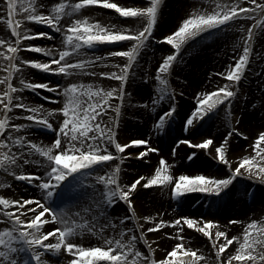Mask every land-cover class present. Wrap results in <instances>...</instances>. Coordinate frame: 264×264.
Listing matches in <instances>:
<instances>
[{
  "label": "snow or ice",
  "instance_id": "6c2138e0",
  "mask_svg": "<svg viewBox=\"0 0 264 264\" xmlns=\"http://www.w3.org/2000/svg\"><path fill=\"white\" fill-rule=\"evenodd\" d=\"M103 5L108 9H115L123 17H133L137 20L146 19V26L138 32L116 30L117 25L112 24L105 26L100 22L91 23L88 18L74 19L73 23L62 22V17H73L81 10H87L86 6ZM162 0H150L149 6H122L110 0H0V22H4L10 35L5 37L0 34V57L3 63L0 68L6 73L0 78V84L6 85L7 90H0V174L10 173L18 180H23L29 184H34L41 190L39 197H21L20 199H9L0 195V264H50L49 256L58 255L63 248L72 254L75 259L70 264H197V261L203 257L198 255L196 250L185 248L183 243L176 244L171 251L167 253L166 258L156 259L154 256L145 255L139 249L140 239L144 244L151 248L144 232L141 231L137 236L134 229L139 227L144 229L143 224H133L132 227L126 225L130 219L128 215L107 220L109 209L119 201L127 203L129 208L133 206L132 192L144 176L137 177L132 183L122 186L119 182L121 164L124 156L119 155L121 164L115 165V170L109 169L107 162L114 161L118 154H125V149L130 145L146 146L138 153L128 152L127 156L136 155L140 158L146 156L149 152H158L159 149L150 146L149 140L144 138L130 139L122 143L117 139L115 129L119 125V117L122 107L125 103V92L123 86L119 89L105 91L103 88L93 90L92 84H85L83 81L70 82L66 86L52 84L51 82L33 83L29 78L31 73L28 72V66L34 69L44 70L46 72L62 74L65 77L78 76L85 73V69L94 65L95 61H105V57L95 56L89 59L72 60V55H83L85 48H95L98 44L124 42L134 40L131 48L121 51H109L106 56H123L128 58V62L123 65L117 64L118 71L100 72L103 77L114 78L126 85L134 63L138 60L141 49L149 46V40L153 37L154 29L157 25V17L161 9ZM254 5L255 7H251ZM218 11L210 14H195L183 20L182 25L174 33L164 36L162 39L167 44L174 46L175 51L163 58L156 70V80L159 81L157 96L152 99L153 106L162 101L171 100L172 95L168 88V79L165 74H170L174 61L180 58L182 43H186L185 34L189 29L191 37L210 29L229 26L230 22L242 19H252L255 17L250 13L257 11L264 13V2L261 0H250L248 6H229L228 3L223 5L217 4ZM50 9V10H48ZM26 22H38L49 26L55 33H61L62 48L57 45L43 47L40 45L27 43L35 37H49L55 39L52 32L34 31ZM241 30L244 26L240 25ZM264 31V19L255 20L247 29V41L243 47V53L232 69L227 72V79L239 82L245 76L248 67L249 58L252 53L250 42L253 39V29ZM66 29V30H65ZM57 51H53V49ZM34 50L38 53H44L51 59L42 61L40 59L27 58L21 53L23 50ZM107 62V61H105ZM55 65V67H53ZM91 75H96L92 72ZM223 75V73H222ZM13 77L18 78V85L14 84ZM25 89L36 91L46 89L49 92H57L65 97L63 107L60 109H46L43 104L33 105L29 102L28 97L22 93ZM87 97V100L84 97ZM236 96V92L229 86L219 87L213 92L204 95L198 100L196 109L186 118L184 129L189 130V126L194 124V118L199 117L202 121L208 112L215 109L218 104L228 101ZM98 97V98H97ZM215 97V100H213ZM113 98L119 99V104H113ZM46 100L53 97L45 96ZM147 106V101L144 102ZM207 108V110H206ZM15 109L25 111L17 112ZM108 109H113L115 123L109 126L103 120V115L107 114ZM62 112L63 120L58 129L50 122V117L55 113ZM176 112L175 105H171L158 115L155 121V127L158 131H165L170 124ZM28 120L40 124L49 130L55 131L56 137L50 145L42 146L29 138L30 133L28 123L16 122L19 120ZM232 133H229L231 136ZM67 138V147L63 139ZM177 143H186L193 148L208 149L213 145L212 137L204 139L200 143H193L190 139L178 141ZM228 141L225 140L216 146L218 158L229 168L232 164L229 161L228 150L226 148ZM114 146V150H113ZM256 156H245L239 166L234 168L232 175L225 178L212 177L207 174H181L175 179L170 172L168 161L161 157L159 167L155 169L154 175L147 179L144 187L161 186L165 184L174 185L172 188L173 196L179 201L186 193L201 192L213 194L216 197L228 195L230 186L234 185L237 177L245 172L249 176L264 179V163H253L257 157L264 161V131L260 132L255 142ZM197 156L192 152L189 159ZM37 165L42 168L43 175L39 171H26L25 166ZM258 171H253V169ZM98 169H109L101 174ZM242 169L244 170L242 172ZM19 170V171H17ZM95 180H89L90 177ZM103 184V191L98 192L99 199L93 201L94 207L84 209L85 212L92 213V220L99 223L101 219L107 220L97 232L105 241V246H83L80 243L73 242L70 238L78 232L83 233L85 230H95V224L85 219L78 223L75 219H70L66 209H54L49 201L61 192H76L82 185ZM4 183L0 182V188ZM27 206V207H26ZM135 215V209H132ZM17 213H20L19 215ZM30 213L31 219H23L24 214ZM49 213L51 221L61 225L49 231L44 226L49 222L45 214ZM77 216L80 213H76ZM144 220H153L152 216L143 217ZM218 222L205 221L200 225L197 218L178 217L172 221L160 220L147 231L161 229L165 224L177 226L178 231H183L182 224H187L189 228L197 229L215 240L224 237L226 242L218 246L217 256L219 264H233V259L238 262L248 260L252 264L257 261L264 262V254L255 250L257 241L249 242V232H245L244 242L240 245L235 256H225V250L233 243L237 237L228 238L226 232L217 231L213 237V224ZM256 222L253 221L249 226L255 228ZM119 227V232L115 236H107L105 229L111 228L115 231ZM258 232H264V229H257ZM128 233H133L130 238H126ZM50 237H54L56 242H51ZM118 237V238H117ZM181 241L184 237H180ZM183 249L185 259L177 257L178 252ZM25 254L21 256V254Z\"/></svg>",
  "mask_w": 264,
  "mask_h": 264
},
{
  "label": "rangeland",
  "instance_id": "374dc122",
  "mask_svg": "<svg viewBox=\"0 0 264 264\" xmlns=\"http://www.w3.org/2000/svg\"><path fill=\"white\" fill-rule=\"evenodd\" d=\"M6 2V0H5ZM75 2V0L73 1ZM130 3L128 6H134V7H141V6H149L150 0H128ZM165 0H162V5ZM261 2H264V0H261ZM224 3H228L229 6H248L250 5V0H176L174 4V9H179L182 6H186L188 14L187 16H182V19H187L192 15L195 14H203L208 13L210 14L213 11H218L219 9L216 7L217 4L223 5ZM161 5V7H162ZM251 7H255L254 5H251ZM170 8V7H166ZM87 9V8H86ZM170 10V9H169ZM85 11V10H81ZM111 11V12H110ZM164 11H159L157 22L160 20V17L162 16ZM3 14V13H2ZM107 14H111L112 21L117 23H127L128 21L135 24L136 28L135 31H139V29L142 30L143 26H146V19L144 20H137L133 17H123L118 12H115V9L111 10L108 9L106 12ZM250 15L255 17V20H261L264 19V13H261L259 11L255 13H250ZM64 17H62L63 21ZM255 20L252 19H242L237 18V20L230 22L229 26L227 27H220L218 29H210L206 32L200 33L199 35L195 37H191V32L195 31L194 29L192 31H189L185 35L187 37H190L187 39L186 43H182L181 46V54L180 58L177 61H174L173 67L170 70V74H165L168 79V88L172 95L171 100H165L160 102L159 104L153 106L151 101L152 99H155L157 96V88L159 86V81L156 80V70L159 67L160 63L162 62L163 58L162 56L155 55V50L157 51L159 48H165L168 50V52L171 54L175 51L174 46L165 44L166 42L163 41V37L166 35L172 34L171 32H167L165 30L159 32L158 29H161V27H158L154 29L153 37L149 40V46L146 48L141 49V54L138 58V60L134 63V66L131 70V73L134 72L133 76V83L136 85V89H138L139 94H136V97H140V95H145L147 97V105H148V116L149 119L147 124L144 125L145 128V134H149L152 132V130L155 127V121L158 118V115L161 114L164 110L169 108L171 105H175L176 112L170 122V124L167 126L171 128L172 130L175 128H180L181 122L184 118L187 117V115L191 114L196 107L198 106V100L203 98L204 95H206L209 92L215 91L219 87L229 86L231 90L236 92V96L231 99V104H229L228 101H224L221 104H218L215 109H212L208 112V115L204 118L205 124L203 127V130L201 132L195 133L194 136H205L206 138L211 137L212 135H219L222 137L223 142L225 140L228 141L226 148L228 150V156H231L233 154H241L245 155L248 152H253L251 154L252 156H256V149H255V142L260 132L264 131V31H261L260 29H253V39L250 42V47L252 48V53L249 58L248 67L245 72V76L242 78V80L239 82V86L237 88V82L231 81L227 79V72L232 69V66L237 62L240 55L243 53V47L247 41V29L255 22ZM3 26H0V34H4L5 37L7 35H10V30L7 29V26L4 22ZM29 23L30 26H32V22H26ZM240 25H243L244 28L241 30ZM66 30V29H65ZM131 31V32H134ZM178 30V29H177ZM44 32H47L45 30H42ZM176 30H172L174 33ZM54 34V33H53ZM56 34V33H55ZM55 39H57L58 35L56 34ZM55 39L49 38L44 41H39L37 43H34V41H27V43L32 44H40V45H49L52 44ZM63 39V38H62ZM54 40V41H53ZM130 46L135 43L134 40L129 41ZM119 44V43H117ZM118 46L116 44L110 45L109 47H100L97 51H87L88 54H91V57L99 56L98 54H103L102 51H117ZM23 51H28V49H25ZM35 54V53H34ZM90 57V58H91ZM107 56H105L106 59ZM116 56H108L107 59H113ZM159 58V59H158ZM95 62H100L95 61ZM3 63V58L0 57V64ZM3 68H0V78L6 75V73H2ZM223 73V75H222ZM14 77L13 81L14 82ZM15 83V82H14ZM18 85V84H17ZM127 85V84H126ZM126 85H123V88L125 90ZM134 88V89H135ZM0 90H7V86L0 84ZM141 91V92H140ZM35 93H29V96L34 98L35 100H39L37 96H35ZM52 96V95H51ZM54 98V96H52ZM213 100H215V97H213ZM116 104H119V101L116 102ZM17 110V109H15ZM14 110V111H15ZM207 110V108H206ZM1 115H3L1 113ZM179 121V122H178ZM240 126L239 129H237V126ZM238 132V134L236 133ZM35 134H44L49 137H54L55 132L53 131H43V130H34ZM229 133H232L231 136H229ZM145 134H141L140 136L136 135L137 138H143L146 136ZM185 139H189L187 136H180L177 139L178 141H182ZM178 144H184L185 146L191 148L186 143H178ZM67 145V141L65 143ZM146 146L142 147L145 148ZM155 148H158V152L153 153H167L170 150V143L167 145L157 144L154 146ZM141 149V150H142ZM202 151L206 152V149H202ZM132 152V151H127ZM162 155V154H161ZM125 158H128L127 155ZM130 160V159H128ZM217 161V162H216ZM241 160H236L232 165L231 168H229L227 165H225L222 161L215 159L212 161H204L202 163L201 170L199 172H193L192 175L197 174H207L209 176L215 177L214 174L216 172H219L220 170L224 169L228 174H233V170L235 166L237 167L240 164ZM109 165V169L115 170V163L116 161H110L107 162ZM255 163H264V161H261L259 157H257ZM184 165L180 166L176 165V162H171L169 165L172 167L170 169H177L178 172H180L183 169H189L191 163H183ZM140 166H143V164H140ZM136 167V166H135ZM139 167V165H138ZM109 169H98V171L103 174L105 171H108ZM171 174L175 179L177 177V174L174 171H171ZM184 173V172H182ZM9 174V173H8ZM7 173L0 174V182L4 183V187L0 188V195H6L8 188L10 186L11 181H9V176ZM136 175H132L129 180L132 178L134 179ZM89 180L94 181L95 177H90ZM247 181L246 177L242 176V179L237 177L236 181ZM234 181V182H236ZM119 182H120V175H119ZM129 182V181H128ZM24 188H30L26 183H23ZM162 186V187H161ZM161 186H152L151 187V195L150 198H153L157 200L158 203L164 201L166 199V196L169 198V205L167 208H165V211L167 210V213L169 211L175 213V216H173L172 220H175L178 217H182L178 214V212L184 211L186 214H193L196 212V209L199 207L198 204H201L203 201L209 198V195H203L205 197H202L200 194H187L188 196H195L197 198H194L188 202L184 201L183 199H177L172 194V188L174 185H161ZM103 184L97 183L95 184V187H93L92 184H85L82 185V187L76 191L71 192L72 200H76L77 202H82L83 200L87 199V202H92L96 194L100 191L99 188H103ZM150 187V186H149ZM102 190V189H101ZM212 195V194H211ZM32 197V196H31ZM157 197V198H155ZM208 197V198H207ZM214 196H210L209 201L214 200ZM71 199L70 196L67 198V201ZM133 204H134V199ZM248 200V201H247ZM241 200L236 202H227L226 205V211L228 212V219H234L237 218L239 213H242L243 211L250 210V200ZM70 202V200L68 201ZM124 203V205H121V213L119 217H122L124 215H128L130 219L126 221V225L128 227H132L133 224H139V222L136 220V217L132 214H130L127 211V203L120 201ZM52 208L54 209H66L67 212L71 214V207L67 204H64V202L60 201V203H55L53 200L51 202ZM72 203V202H71ZM197 203V204H196ZM117 206V203L114 206H111V210H113ZM134 206H132L133 208ZM170 207V209H168ZM130 209V208H129ZM135 209V208H134ZM187 209V211H186ZM252 209V208H251ZM78 213V211L75 210V215ZM50 215L49 213H46L45 216ZM77 216V215H76ZM75 216V217H76ZM200 219V225H203L205 221H213V218L220 219L223 216L221 214L220 208H213L210 211L203 210L199 215H197ZM224 218H227L226 216ZM83 219L81 215L77 216V222L82 223ZM89 220V219H87ZM171 220V221H172ZM156 222H159L158 218H153L152 222L145 224L144 229H140L139 227H136L134 229L135 235L139 236L140 232L143 231L145 237L147 238L149 244H151V248L148 247V245L144 244V240L140 239L138 247L140 250H142L145 255L148 256H154V258L158 259V253L160 252L159 247L157 244L151 239L150 236H158L161 235L159 238L158 244L161 248H163V252L166 254L171 251V249L178 243H183L185 248H192L193 250H196L198 252V255H201L203 257L202 260L197 261V264H219V257L217 256L218 251V244H214L213 238H209L207 235H205L203 232L194 229L189 228L187 224H183L186 228L185 230L192 229L195 233L198 232V236L194 237V240L192 241L189 239V243L186 242L185 235H178V234H172L171 232H162L161 229L154 230V231H147L148 228H151L154 226ZM214 222V221H213ZM216 222V221H215ZM49 223V222H48ZM142 224V223H141ZM49 228L47 230L51 231L55 229L56 227H60L61 225L56 224H49ZM170 225L168 224L167 227L170 229ZM182 225V227H183ZM176 226V225H174ZM210 231L213 232V237H215L216 226L215 223L213 224L212 229ZM119 232V227L113 233L109 234V236H115L116 233ZM133 233H128L126 238H130ZM183 236L184 240L181 241L180 237ZM118 238V237H117ZM79 243V242H77ZM100 245H99V244ZM222 243V242H220ZM83 246H107L105 245L104 239H102L99 242H91V243H83L81 242ZM230 245L228 249L225 250V255L230 253ZM64 253H68L66 248H63L61 250V253L59 256L61 257ZM164 253V255H166ZM70 253H68L69 255ZM49 256L51 258H57V255ZM75 259V257L71 254L70 260ZM173 259H185L187 261V257L183 256V249L178 252L177 257ZM99 263V262H98ZM107 264H111L108 262ZM129 264H131V258H129ZM257 264H264V262H260Z\"/></svg>",
  "mask_w": 264,
  "mask_h": 264
},
{
  "label": "bare ground",
  "instance_id": "6f19581e",
  "mask_svg": "<svg viewBox=\"0 0 264 264\" xmlns=\"http://www.w3.org/2000/svg\"><path fill=\"white\" fill-rule=\"evenodd\" d=\"M175 1L176 0H165V2H163V5L160 11L161 13L162 11L164 12L162 16L160 17V20H158L157 25H156V28L158 26V27H161V29L157 28L156 32L160 33L161 31L165 30L167 32L173 33L172 30L174 29L177 30L182 25L183 23L182 16H187L188 7L185 8L186 6H182L178 10L174 9ZM53 2H59V0H53ZM110 2H116V3L121 4L122 6H128L130 4L128 0H110ZM166 7H170V8L166 9ZM86 8L87 10L81 11L80 13L75 14V16L73 17H64L62 22L73 23L74 19L76 18L84 19L86 17L89 19L91 23H95L98 21L105 26H110L112 24H115L117 25L116 30L133 31L136 28V25L129 21L127 23H117V22L112 21L111 14L106 15L108 8L104 7L103 5H91V6H86ZM0 26L1 27L3 26L2 22H0ZM31 27L33 28L34 31L45 30L47 32H52L55 34L54 30L51 29L49 26L40 24L38 22H32ZM192 30L193 29L191 28L189 29V31H192ZM134 32H138V31L134 30ZM56 34L58 35V37L57 39H55V41L53 40L54 42L52 44H49V45L36 44V45H40L43 47H51L52 45H57L59 48H62L63 45L61 44V40L63 36L61 33H56ZM46 39H49V37H35L34 39H30V40L34 41V43H37L39 41H44ZM113 44H116L118 46L117 51L128 50L131 48L129 41L103 43V44H98L95 48H85L83 55L73 54L71 59L72 60L89 59L91 57V54H88L87 51L95 52L100 47H104V46L109 47L110 45H113ZM165 44H167V42ZM53 51H57V49L54 48ZM102 52L103 54H98V55L105 57L106 53L109 51L104 50ZM21 54L27 58L40 59L45 62L51 59V57L46 56L44 53H38V52H35L34 50H29V49L28 51H23ZM168 54H170L168 50H166L163 47L159 48L157 51L155 50V55H157L158 57L159 56L165 57ZM57 55H58V51H57ZM107 57L105 59V61L107 62L105 61L95 62L92 67L85 69L84 71L87 74H81V75L73 76V77H65L62 74H55V73L46 72L44 70L34 69L31 66H28L27 70L29 73H31L29 78L31 79L33 83L51 82L52 84H60L63 87V86H66L70 82L83 81L85 84H92L93 90L98 89V88H103L105 91L111 90L114 88L119 89L121 86H123L121 81L116 80L114 78L100 76L99 73L107 72V71H118L116 65L126 64L128 62V58L123 57V56H116L113 59H107ZM53 67H55V65H53ZM92 72L96 73V75H91L90 73ZM2 73L4 72L2 71ZM133 76H134V72H132L129 76V80L125 88V92L127 93V95L125 96V103H124V106L122 107V111L119 117V125L115 129V131L117 132V139L122 143H126L130 139L137 138L136 135L140 136L141 134H145L144 125L147 124L149 120L147 118L148 116L147 109L149 107L148 105L145 106V103H144L145 101H147V97L143 94L140 95V97H136V94H139V92H138V89L135 88L136 85L133 83ZM14 80H15L14 81L15 83L13 82L14 84L19 83L17 77H14ZM29 93H35L36 94L35 96H37V98L41 100L40 101L35 100L31 96H29ZM22 94L28 97L29 102L32 103L33 105L43 104L46 109H52V108L60 109L63 107V103L65 101V97L60 93L59 89L57 90V92H49L46 89H38L36 91L25 89V91ZM51 95L54 96L53 99L51 100L45 99V96L52 97ZM84 99L87 100V97L85 96ZM117 101H119L118 98H113L112 100L113 104H116ZM15 111L22 112L25 110L17 109ZM115 115L116 114L113 109H108L107 114L103 115V120L109 126H112V124L115 123V121L113 120V117ZM189 115H187V117ZM0 118H3V115H1V113H0ZM186 118L182 120L180 128L177 127L172 130L171 128L167 127L165 131H158L157 128L154 127L152 132H150L147 135L145 134L146 136L143 137L144 139L149 140L150 146L152 147H154L157 144L163 143L164 145H167L168 143H170V150L167 153H161L162 154L161 155L160 152L156 154L153 152H149L143 158H140L136 155L127 156L128 158H125L126 153H128L127 151H132V153H138L142 149V147H144V145H141V146L130 145L129 148L125 149V154H118L117 158L115 159L116 161L115 164H121L119 155L124 156L123 163L121 164L120 184L124 186L125 188L127 185L132 183L137 177L139 176L145 177V179L142 180L140 184L137 186V189L133 190L132 197H131V198L133 197L136 198L134 199L133 208H135L134 216L136 217V220L139 222V224L141 223L143 224V222L145 224L152 222V220L151 221L144 220L143 217L145 216H152L153 218H158L159 221L160 220L171 221L173 219L172 217L175 216V213L171 211L167 213V210L165 211V208H167L169 205V198L167 196H166V199H164V201L158 203L157 200L150 198V195L152 193L151 192L152 186L144 187V185L147 182V179L151 178V176L154 175L155 169L159 167V160L161 157H164L168 161V164H170L173 161L176 162V165H179V167L184 165L183 163H191L189 169H183L180 172H178L177 169H170L171 171L179 173L177 174L176 178H178L179 175L181 174H191L193 172L194 173L199 172L201 168H203L202 163L206 161V159L208 161H212L215 159L219 160L218 154L215 149H216V146H218L220 143H223V139L218 134L215 136L214 135L211 136L214 140V143L212 146L206 149L207 153L202 151V149L200 148H193V147L189 148L185 145L177 143V139L180 136L189 137V139L192 140L193 143H200L204 139H207L205 136H194L195 133L201 132L203 130L205 119L201 121L198 116L195 117L194 124L192 126H189L188 131H185L184 124H185ZM49 119H50V122L54 124V127L58 129L59 125L62 123V120H63V113L57 112ZM16 122L28 123L30 125L28 129V132L30 133L29 138L42 146L50 145L55 140L57 133L53 130L47 129L46 127L40 124H36L26 119L19 120ZM239 128L240 126L238 125L237 129ZM34 130H43L47 132L53 131L55 132V135L54 137H49L44 134L37 135L33 132ZM236 133L238 134L237 131ZM62 139L65 145L67 138L64 137ZM65 147H67V145H65ZM113 150H114V146H113ZM192 152H196L197 156L190 160L189 156L191 155ZM251 154H253V152H250V153L248 152L245 155L233 154L229 156V161L232 165H234L233 163L236 160L238 161L242 160L245 156H249ZM140 164H143V166H140ZM170 168L172 167L170 166ZM25 170L26 171H39L41 175H43V171H44L42 168H39V166L37 165L25 166ZM230 171L234 172V169L233 170L231 169ZM243 171L244 170L242 169V172ZM253 171L254 172L258 171V169L254 168ZM136 174L138 175L134 179L132 178L131 180H129V178L132 175H136ZM214 175L217 178H225L228 175H230V173L228 174V172L222 169L219 172H216V174ZM8 176H9L8 177L9 181L11 182H9L10 186L5 195L6 198L20 199L21 197H31V196L39 197L41 195V190L37 188L34 184H29L23 180H18L16 177L12 176L10 173L8 174ZM242 176L246 177L247 181L237 180L236 182H234V185L230 186V191L228 195L222 194L220 197H216L213 194L211 195V194H205L201 192H191V193H186L181 198L184 201L188 202L197 197L195 196L187 197V194L188 195L189 194H200L202 197H205L203 195H209V198L207 197L208 199L203 201L201 204H198L199 207L196 209L195 213L188 215L186 214L185 210L178 212V214L181 215L182 217L197 218L198 222L200 223L201 221L197 215H199L201 211L203 210L210 211L211 209L216 208V207L221 209V214H223L224 217L225 216L227 217V218L222 217L220 219L213 218L214 222L215 221L218 222V223H215L216 231L226 232L227 237L229 239L232 237H237V239L234 240L233 243L230 245L231 246L229 249L230 253L229 254L227 253L224 256V258H226L227 256H232V257L235 256L240 245L244 242L246 231L249 232L248 239L250 243L253 241H257L255 250L259 252L260 254H264V232L257 231V229H264V179H260L254 176H249L246 172L243 175L238 176V179L239 178L242 179ZM23 183H26V185H28L30 188L28 187L24 188ZM101 189L99 188L100 190L99 192L103 191V188ZM69 196L71 198L69 199L70 202H68L69 200L67 201V198ZM210 196H214L213 197L214 200L209 201ZM243 198L244 200H247V199L250 200V205H251L250 207L252 209L250 208V210H246V211H243L242 213H239L237 215L238 216L237 218L228 219L230 217L227 216L228 215V212L226 211L227 202L234 203L236 201L243 200ZM93 199L94 200L99 199V196L96 194V196ZM52 200L55 203H60V201H62L64 202V204H67L71 207V214L67 212V215L70 219L77 220V216L75 215V210H76L78 211V213H80L83 219H89L90 223L95 224V230L93 231L85 230L82 234L78 232L75 236L70 238L73 242H79V243L81 242L95 243V242L101 241L102 238L100 235H97V232L99 231V229L102 227L104 223H107V220L116 218L118 222V218H120L119 215L121 213V208H122L121 205H124V203L119 201L117 203V206L113 210H111V207H110L107 220L101 219L100 222L97 223L92 220V213H88L84 211V209L88 207H94L93 205L94 200L92 202H87V199L83 200L82 202H80V200L79 202H77L76 200L73 201L71 193L61 192L59 189L57 190V194L52 198ZM133 208L129 209V207H127V211L132 215H133V211H132ZM168 209H170V207ZM17 214L19 215L20 213H17ZM22 218L31 219V214L26 213L24 214ZM45 218H47L49 221V223H47L44 226V229L47 230L50 226L49 224H54L55 222L51 221L50 215L42 217V219H45ZM253 221L256 222V226L255 228H250L249 226L252 224ZM167 225L168 224H165L164 227H162L160 231L171 232L172 234H178V235H181V234L185 235V237L187 238L186 242L188 243L190 242L189 239L193 241L194 237L199 235L198 232L195 233L192 229L185 230L186 228L184 227L183 224H182L183 231H178L177 226H174L173 224L170 225V229L167 227ZM3 226L5 225H0V228H2ZM104 232L107 236H109V234L113 233V230L111 228H108V229H105ZM158 236L159 238L161 237V235H158ZM158 236L152 235L150 237L151 239H153V241L157 244V246L160 249V252L158 253V259L166 258L167 254L163 252L162 250L163 248H161L160 245L158 244L159 242ZM49 240L51 242H56V239L54 237H50ZM220 242L225 243L226 242L225 238L220 237L219 239L215 240V244H218V243L221 244ZM164 253L166 255H164ZM61 255L62 256L60 257L58 254L57 258L48 257V259L50 260V264H70L71 254L68 255V253L66 254L63 252V254ZM54 257L56 256L54 255ZM174 260H177V259H174ZM260 262L261 261H257L256 264ZM97 264L99 263L97 262ZM233 264H252V262L248 260H245L243 262H238L235 259H233Z\"/></svg>",
  "mask_w": 264,
  "mask_h": 264
}]
</instances>
